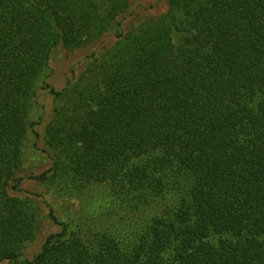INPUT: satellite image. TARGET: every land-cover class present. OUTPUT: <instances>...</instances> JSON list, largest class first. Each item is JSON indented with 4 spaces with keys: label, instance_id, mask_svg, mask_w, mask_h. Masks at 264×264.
Returning <instances> with one entry per match:
<instances>
[{
    "label": "trees",
    "instance_id": "obj_1",
    "mask_svg": "<svg viewBox=\"0 0 264 264\" xmlns=\"http://www.w3.org/2000/svg\"><path fill=\"white\" fill-rule=\"evenodd\" d=\"M0 264H264V0H0Z\"/></svg>",
    "mask_w": 264,
    "mask_h": 264
},
{
    "label": "rangeland",
    "instance_id": "obj_2",
    "mask_svg": "<svg viewBox=\"0 0 264 264\" xmlns=\"http://www.w3.org/2000/svg\"><path fill=\"white\" fill-rule=\"evenodd\" d=\"M88 54V52H76L75 54L72 53H65L60 51L58 53V56L55 59V70H56V75H55V81H54V85L56 87H59L62 85V83L65 81L66 76L68 75V70L70 68V66H72V64L76 61H79L81 59H83L86 55ZM83 70L82 65H80V67L78 68V70L76 71L77 75ZM39 102L40 104H44L46 106H48L50 104V100L48 98H46L44 95H40L39 96ZM38 131H41L40 128L37 129ZM31 139V138H29ZM38 146H41V142H39ZM29 162L27 163L28 165H32L34 164L36 161L35 160H39L36 159L35 157L32 156V154H30L29 157ZM31 169H33L32 167H30ZM34 170V169H33ZM43 169L42 168H38L35 170V173L41 172ZM36 185L33 182H25V184L23 185V188L25 189H35ZM40 187V186H38ZM41 188V187H40ZM109 197H108V190L106 189L105 186H101V187H95L94 189H92V191L89 194V198L87 200V204L90 206H93V210L91 211V214H97V212H100V210L102 208H100V205H102L103 207L106 206L107 201H108ZM100 208V209H99ZM44 222V221H43ZM51 227L48 226L46 223H43L42 225V229L40 231V233L37 236V239L29 245V247L27 248V250L24 252L26 253V256H32L34 255V253H36L37 251H39V248L41 246V244L43 243L42 239L44 238V236L49 233L50 231H52L50 229ZM58 231V229L55 230V232Z\"/></svg>",
    "mask_w": 264,
    "mask_h": 264
}]
</instances>
